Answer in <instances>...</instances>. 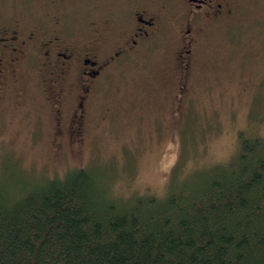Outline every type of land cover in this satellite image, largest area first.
Segmentation results:
<instances>
[{
  "label": "rangeland",
  "instance_id": "374dc122",
  "mask_svg": "<svg viewBox=\"0 0 264 264\" xmlns=\"http://www.w3.org/2000/svg\"><path fill=\"white\" fill-rule=\"evenodd\" d=\"M91 1L0 0V31L48 28L57 18L81 44L91 39L93 18L109 23L113 37L131 25L132 0H107L104 9ZM233 1L227 18L201 20L192 51L180 58L179 0H140L149 12L167 4L174 19L163 18L92 81L75 140L54 135L40 70L23 77L18 99L8 87L0 99V176L39 181L84 167L111 196L161 195L169 182L228 161L241 139H264V0Z\"/></svg>",
  "mask_w": 264,
  "mask_h": 264
},
{
  "label": "trees",
  "instance_id": "16d2710c",
  "mask_svg": "<svg viewBox=\"0 0 264 264\" xmlns=\"http://www.w3.org/2000/svg\"><path fill=\"white\" fill-rule=\"evenodd\" d=\"M97 178L0 176V264H264L263 138L161 195L114 197Z\"/></svg>",
  "mask_w": 264,
  "mask_h": 264
},
{
  "label": "flooded vegetation",
  "instance_id": "af4514ba",
  "mask_svg": "<svg viewBox=\"0 0 264 264\" xmlns=\"http://www.w3.org/2000/svg\"><path fill=\"white\" fill-rule=\"evenodd\" d=\"M108 3L107 0L91 1L102 9ZM233 4V0H179L176 7L179 25L173 20L183 41V49L178 56L185 58L192 51L201 30V20L225 19L233 13ZM131 7V25L117 29V37L111 36L110 30L104 27H109V23L93 18L91 39L81 44L67 35L57 18L48 28L35 26L25 30L17 25L4 27L0 31V99L8 87H13L14 96L18 99L23 95V77L40 70L52 115V131L54 135L61 134L72 140L83 131L92 81L111 62L137 50L140 42L160 28L163 18H169L171 22L174 19V15L163 11L170 7L167 4L149 12L140 0H132ZM113 39L116 44L111 48ZM25 80L34 86L39 77L29 79L28 76Z\"/></svg>",
  "mask_w": 264,
  "mask_h": 264
}]
</instances>
